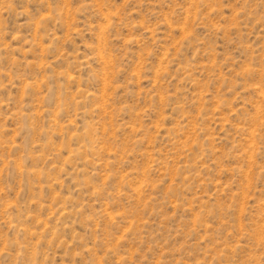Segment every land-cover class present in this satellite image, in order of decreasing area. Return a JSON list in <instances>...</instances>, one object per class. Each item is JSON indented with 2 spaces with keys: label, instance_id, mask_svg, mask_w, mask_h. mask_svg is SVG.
Here are the masks:
<instances>
[{
  "label": "rangeland",
  "instance_id": "1",
  "mask_svg": "<svg viewBox=\"0 0 264 264\" xmlns=\"http://www.w3.org/2000/svg\"><path fill=\"white\" fill-rule=\"evenodd\" d=\"M0 264H264V0H0Z\"/></svg>",
  "mask_w": 264,
  "mask_h": 264
}]
</instances>
